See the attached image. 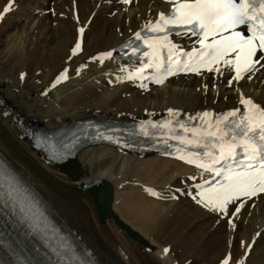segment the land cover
Segmentation results:
<instances>
[{
  "label": "bare ground",
  "instance_id": "bare-ground-1",
  "mask_svg": "<svg viewBox=\"0 0 264 264\" xmlns=\"http://www.w3.org/2000/svg\"><path fill=\"white\" fill-rule=\"evenodd\" d=\"M49 1L12 0L10 10L0 18V34L6 28L15 29L18 19L25 22L21 31L5 37L8 46L0 50L4 103L0 106V158L63 225L64 232L70 226L75 241L92 247L99 264L104 260L110 264H221L226 256L230 264L240 260L264 264V196L248 201L238 217L232 213L240 201L229 204L226 213L210 212L196 202L200 199L197 183L210 175L169 159L126 155L106 147L80 152L66 171L55 169L32 150L13 121L19 114L23 125L38 123L55 130L92 117L134 121L204 111L221 114L242 108L241 94L264 107V68L251 80L245 76L231 86L228 81L235 74L223 63L212 72L177 76L161 85L151 83L149 75L154 70H143L139 78L129 80L127 76L138 70L133 64L92 58L111 52L170 6L155 0L128 4L51 0V6ZM8 5L9 0H0V12ZM79 35L81 52L73 56ZM193 41L187 36L175 39L181 44ZM64 69L68 80L52 87ZM137 83L147 88H136ZM142 184L159 197L143 192ZM189 194L192 199L186 198ZM229 219L235 224V229L229 226L231 234L225 231ZM258 232L261 235L249 251L246 245ZM31 242L0 224V264H12L3 247L17 262L42 264L38 252L29 257L21 254V248H31Z\"/></svg>",
  "mask_w": 264,
  "mask_h": 264
},
{
  "label": "snow or ice",
  "instance_id": "snow-or-ice-1",
  "mask_svg": "<svg viewBox=\"0 0 264 264\" xmlns=\"http://www.w3.org/2000/svg\"><path fill=\"white\" fill-rule=\"evenodd\" d=\"M128 4L130 0H121ZM171 4L167 13L158 14V19L153 23L149 21L144 28L152 33H164L163 36L152 37L149 43H145L150 52L143 55L149 57L143 68L136 73L129 74L127 79L139 78L144 68H154L157 75L152 77L154 83L163 84L167 75H175L176 70L194 71L200 73L203 68L209 72L214 71L212 65L223 63L229 70H234L235 75L228 81L229 86L233 81L239 82L245 76L249 80L261 68H264V0H162ZM12 0L0 12V18L10 10ZM247 34L242 29H245ZM177 29L176 35L191 33L198 37L199 48H193L191 52L179 50V46L168 39V34ZM178 29H185L182 33ZM84 29H79L83 32ZM137 40L141 39V33L135 34ZM80 42L77 41L72 49V55L77 54ZM160 49H167L168 55L162 57ZM136 50L133 51V55ZM111 52L102 53L103 57H110ZM175 57V59L173 58ZM181 57H187L182 60ZM94 60L100 57L92 58ZM102 62V61H101ZM84 65L81 66V68ZM175 68V70H174ZM67 69H64L57 77L52 87H55L62 79H67ZM219 72L220 69L216 68ZM80 69H77L79 74ZM24 73L20 79H24ZM141 87L147 88L146 84ZM239 103L244 106L214 116L212 113H198L197 117L210 118L205 121L202 129L184 128L185 132H191L195 139L182 138L172 129L173 135L180 144L191 145L194 150L185 155L177 156L178 159L188 164H193L203 172L214 174V183L207 189L204 184L198 185L200 199L196 202L207 208L210 212L226 213L229 204L240 201L232 213L238 217L242 208L248 201L264 194V107L255 103L251 98H245L242 94ZM172 114L173 109H168ZM193 117L192 119H195ZM101 138L111 139L101 133ZM178 152H184V148H178ZM221 179H215V178ZM3 186L0 185V188ZM150 195H157L154 191L146 189ZM7 195L10 202L19 208V211L28 216L29 210L25 208L18 194L14 190L7 193L0 192V198ZM175 198V197H173ZM255 206V205H253ZM229 226L235 229L232 219L228 220ZM36 230H40L36 227ZM261 234L255 233L252 241L246 245L250 251ZM245 247V242L241 241ZM52 254L56 257L55 264H75V257L70 248L65 244L51 247ZM167 254L169 249L165 248ZM245 252V256L249 254ZM18 264H24L19 261ZM221 264H230V256H226ZM236 264H244L243 260Z\"/></svg>",
  "mask_w": 264,
  "mask_h": 264
},
{
  "label": "rangeland",
  "instance_id": "rangeland-1",
  "mask_svg": "<svg viewBox=\"0 0 264 264\" xmlns=\"http://www.w3.org/2000/svg\"><path fill=\"white\" fill-rule=\"evenodd\" d=\"M37 1L40 3L41 0H37ZM50 4H51V5L53 4L51 0L49 1V5H50ZM51 5H50V6H51ZM36 14H38V12H36ZM14 20H15V19H14ZM18 22H20V23H18ZM15 23H18V25L16 26L15 29H11V28L9 29V28H6L5 31H4L3 33L0 34V50H2V48L5 49V48L8 46V43L4 42L5 39H6L5 37H7L8 35H9V37H11V36H13L17 31H21V29H23L24 24H25L24 20H21V21H20L19 19H18ZM17 27H18V28H17ZM3 28H5V26H4ZM20 28H21V29H20ZM9 30H10V31H9ZM3 40H4V41H3ZM5 46H6V47H5ZM4 49H3V50H4ZM37 75H39V74H37ZM78 75H79V74H78ZM102 84H103V83H102ZM135 87L138 88V87H140V86H139V84H136ZM213 90H215V88H214ZM45 93H46V92H45ZM184 191H185L184 189L181 190V192H183V193H184ZM183 193H182V194H183ZM187 193H188V192H187ZM186 198H187V197H186ZM215 226H217V222H215ZM225 231H226V233L228 232L229 234H231L230 231H229V225H228V227H227V229H226Z\"/></svg>",
  "mask_w": 264,
  "mask_h": 264
}]
</instances>
